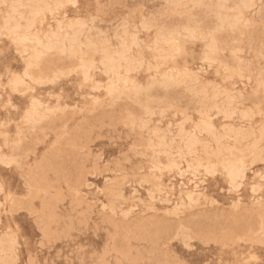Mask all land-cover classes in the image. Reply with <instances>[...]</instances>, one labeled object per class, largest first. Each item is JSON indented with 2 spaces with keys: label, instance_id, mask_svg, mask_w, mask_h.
<instances>
[{
  "label": "rangeland",
  "instance_id": "obj_1",
  "mask_svg": "<svg viewBox=\"0 0 264 264\" xmlns=\"http://www.w3.org/2000/svg\"><path fill=\"white\" fill-rule=\"evenodd\" d=\"M0 264H264V0H0Z\"/></svg>",
  "mask_w": 264,
  "mask_h": 264
},
{
  "label": "bare ground",
  "instance_id": "obj_2",
  "mask_svg": "<svg viewBox=\"0 0 264 264\" xmlns=\"http://www.w3.org/2000/svg\"><path fill=\"white\" fill-rule=\"evenodd\" d=\"M80 28V27H79ZM34 35V34H33ZM111 66H113V65H111ZM112 68V67H111ZM30 116H32L31 114H30ZM6 140V139H5ZM30 173V172H29Z\"/></svg>",
  "mask_w": 264,
  "mask_h": 264
}]
</instances>
